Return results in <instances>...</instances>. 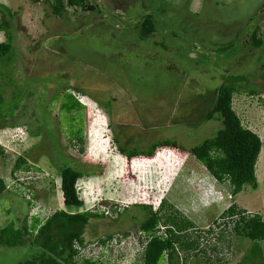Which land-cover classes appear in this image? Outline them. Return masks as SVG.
Segmentation results:
<instances>
[{
    "label": "rangeland",
    "instance_id": "obj_1",
    "mask_svg": "<svg viewBox=\"0 0 264 264\" xmlns=\"http://www.w3.org/2000/svg\"><path fill=\"white\" fill-rule=\"evenodd\" d=\"M52 1L0 0L14 35L11 66L0 79L5 100L0 177L9 182L0 196V229L12 222L19 228L35 211L47 217L66 209L57 168L63 161L93 171L76 184L83 201L78 211L101 216L85 226V254L88 241L137 230L145 218L140 205L154 212L164 202L162 215L185 217L200 231H207L231 204L264 220V0H86L92 12L63 0L69 21L52 16ZM138 13L160 17L152 37L141 38L138 27L128 30ZM256 28L262 43L251 47ZM227 75L246 79L238 84L232 107L261 141L256 189L245 185L233 196L227 182L218 183L194 156L176 148L159 147L151 157L131 159L119 153L114 136L128 149H145L162 139L190 148L212 137L221 123L203 118L212 92ZM62 87L75 92L83 105L81 145L69 142L77 120L58 112ZM19 156L31 168L16 172V183L10 173ZM27 189L33 210L25 199ZM131 240L122 250L110 244L97 251V263H141L140 247ZM231 241L228 250L214 238L223 247L219 256L229 257L226 264H264V241L258 242V257L247 252L251 241ZM29 242L22 235L20 245H0V264L39 254L40 248ZM178 256L185 264H211L192 250ZM80 258L73 262L84 264Z\"/></svg>",
    "mask_w": 264,
    "mask_h": 264
},
{
    "label": "trees",
    "instance_id": "obj_2",
    "mask_svg": "<svg viewBox=\"0 0 264 264\" xmlns=\"http://www.w3.org/2000/svg\"><path fill=\"white\" fill-rule=\"evenodd\" d=\"M66 5L77 6L91 12L94 10V6L91 3L88 5L86 0H67ZM66 5L63 0L52 1V16L69 21L68 16L65 15ZM6 14L5 8L0 5V32L4 36V41L0 42V79L2 70H6V67L10 65L14 52V35ZM134 22L133 26H128V30L134 32L135 27H138V32L135 33L145 39L153 36L161 20L159 16L155 18L153 14L138 13L134 15ZM256 30L257 28L249 37L251 47H259L262 43ZM223 78V82L212 92L210 107L203 118L204 120H212L216 117L221 123L220 128L212 137L204 139L200 144L190 148L183 147L175 140L162 139L151 143L145 149H128L127 145H121L117 137L114 136L113 142L116 144L119 153L126 159H131L135 156L151 157L159 147L176 148L194 156L218 183L227 182L233 196L241 192L245 185L250 186L253 190L256 189L255 166L261 149V141L258 135L241 124L240 118L232 107L233 96L239 90L238 84L246 79L244 80V76L235 75H227ZM59 91H62V94H58V97H62V99L58 105V112L68 114L72 120L78 122V128L69 135V142L75 140L78 145H81L83 141L81 117L83 105L76 97L75 92L64 87ZM0 92H2L1 84ZM248 92L251 94L254 91L248 90ZM3 101L5 100L0 95V116H3L5 112V109L2 108ZM98 103L100 104V102ZM104 111L107 114L109 113L105 109ZM72 114H78V118ZM2 154L3 148L0 146V155ZM70 165L68 161H63L57 168L60 178L61 202L66 209L73 212L59 209L47 217H40V213L35 211V214L22 219L19 228L12 222L0 229V245L8 247L20 245V236L28 235L30 238L29 243L40 248L39 254L17 264H71L76 256L79 258L77 247L85 246L83 233L89 219L101 217L96 213L78 211L83 206V201L78 196L77 181L85 174L93 171L81 169L80 167L75 169ZM29 168L31 167L26 164V159L20 156L17 157L10 173L11 181L17 183L19 179L14 176L15 173L22 169L27 171ZM8 184L9 182L6 184L0 177V196L3 192H7ZM26 191L29 195L25 199L30 203V209L33 210L35 208L33 199H31L33 195L31 190L27 189ZM163 206L164 202L157 212H152L150 206L140 205L145 218L140 222L139 229L143 231L148 239L140 256L141 263L133 260V264H163L164 260L166 264H185L183 257L178 256L179 251L189 252L192 250L193 255L197 256L195 250L199 247L201 238L199 233H195L194 223L179 215H162L161 209ZM245 213V210L239 209L235 204H231L229 208L223 211L220 219H223L222 221L227 224L217 233V240L221 241L220 243L225 245L228 250H232V239L234 240L236 237L247 239L252 242V245L248 246L247 252L251 250V254L258 257L261 253L258 242L264 241V220L260 214L246 215ZM213 223H216V221H213ZM228 225H231L229 229ZM160 226L163 229L159 233ZM207 233L210 232L207 231ZM91 241L104 242L103 239ZM222 249L221 245H213L212 247V250H216L217 253ZM164 255H166V258ZM204 259L211 264L213 261V264H226L229 257H217L212 260L205 256ZM81 260L84 264H99L93 255L86 256ZM72 264H75V262Z\"/></svg>",
    "mask_w": 264,
    "mask_h": 264
},
{
    "label": "built area",
    "instance_id": "obj_3",
    "mask_svg": "<svg viewBox=\"0 0 264 264\" xmlns=\"http://www.w3.org/2000/svg\"><path fill=\"white\" fill-rule=\"evenodd\" d=\"M7 187H9L7 185ZM28 198V197H27ZM35 214V213H33ZM223 219H216V223H213L207 227V231L210 232L209 234L207 233V231H200L199 229L195 228V233L196 234H200V244L202 242H204L203 246L198 247L195 250V253H198L200 255L209 257V259L215 260V258L220 257L219 254L221 253V251L219 253H215L216 250H212L213 245H219V244H215L214 242V238H217V233L221 230V228H223L225 226V224H227L226 222L224 223V221H222ZM217 227H221L217 230ZM90 243H92L91 245H89V251L87 254H85L81 249L84 248L85 246H80L77 247L78 251V256H81V258H84L86 256H90L93 255L95 259L98 258L97 256V251H99L100 253L102 252V249H109L107 246L110 244H114V246H118L119 249H124L125 243H127V240L125 239V237H123L122 234L118 233L115 236H113L111 239L109 240H105L102 243H98L97 241H91ZM208 245L209 247L206 248L205 246ZM220 247V246H219ZM210 251L213 253V255L210 254ZM81 253L83 254V256L81 255ZM228 254V253H227ZM106 256V255H105ZM107 257V256H106ZM223 257V256H222ZM226 257V256H224Z\"/></svg>",
    "mask_w": 264,
    "mask_h": 264
},
{
    "label": "clouds",
    "instance_id": "obj_4",
    "mask_svg": "<svg viewBox=\"0 0 264 264\" xmlns=\"http://www.w3.org/2000/svg\"><path fill=\"white\" fill-rule=\"evenodd\" d=\"M160 230H159V233H160V231H162V229H163V227H161L160 226V228H159ZM119 232H117L116 234H118ZM120 234H122L123 235V237H125V239L127 240V242L129 243V241H132L131 239H135V248L137 249V248H139L137 251H141V254H142V252H143V248L145 247V243H146V240L148 239V237L147 236H145L144 234H143V231L142 230H140V229H137L136 231H135V234H133V233H127V232H124V233H120ZM112 237L111 236H107V238H106V240H109V239H111ZM103 241H105L104 239H103ZM126 247V245L124 246V248ZM197 256L199 255L198 253H195ZM141 256V255H140ZM138 257V256H137ZM164 257L166 258V255H164ZM133 261V260H132ZM131 261V262H132ZM181 261V260H180ZM105 262V261H104ZM113 264H115V263H113ZM131 264H133V262L131 263Z\"/></svg>",
    "mask_w": 264,
    "mask_h": 264
},
{
    "label": "flooded vegetation",
    "instance_id": "obj_5",
    "mask_svg": "<svg viewBox=\"0 0 264 264\" xmlns=\"http://www.w3.org/2000/svg\"><path fill=\"white\" fill-rule=\"evenodd\" d=\"M161 204L162 203H160L159 205H158V207L156 208V210L154 211V212H157L160 208H161ZM138 229H139V227H138ZM135 229H133V231H131V233H133V234H135ZM140 258V256H138V259Z\"/></svg>",
    "mask_w": 264,
    "mask_h": 264
}]
</instances>
